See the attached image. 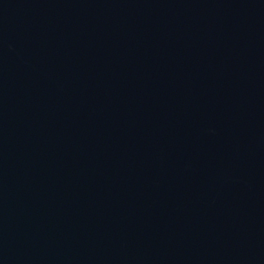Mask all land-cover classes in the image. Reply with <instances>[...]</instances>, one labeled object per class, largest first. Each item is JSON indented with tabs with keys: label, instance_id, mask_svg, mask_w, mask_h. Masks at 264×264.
<instances>
[{
	"label": "water",
	"instance_id": "water-1",
	"mask_svg": "<svg viewBox=\"0 0 264 264\" xmlns=\"http://www.w3.org/2000/svg\"><path fill=\"white\" fill-rule=\"evenodd\" d=\"M0 264H264V0H0Z\"/></svg>",
	"mask_w": 264,
	"mask_h": 264
}]
</instances>
